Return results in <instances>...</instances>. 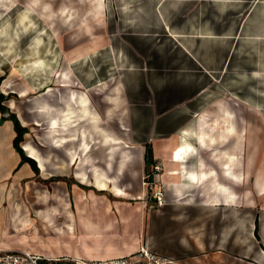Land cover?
<instances>
[{"label":"crops","instance_id":"obj_1","mask_svg":"<svg viewBox=\"0 0 264 264\" xmlns=\"http://www.w3.org/2000/svg\"><path fill=\"white\" fill-rule=\"evenodd\" d=\"M16 6L17 0H0V13H11ZM232 7H239L238 14L247 16L240 25L241 34L254 14L263 13L264 0H126V6L113 8L114 13L121 9L139 19L132 26L128 23L126 39L131 52L125 57L126 68L110 78L114 79L112 95L107 98L111 110L107 114L109 127L104 126L88 97L87 88L92 85L72 82L69 72L58 73V86H43L42 92L30 100V121L20 120L13 100L4 102L30 133L45 127L50 148L60 150L62 155L56 156L53 151L39 153L45 166L37 165L35 172L13 148L14 123L0 114L1 248L16 249L9 244L14 233L19 247L16 250L59 258L64 264L121 257L140 249H148L175 264H211L208 257L198 255L201 246L197 235L198 225L207 226L209 218L199 215L194 204L230 206L240 201L223 180L241 186L249 175L243 151L245 123L240 121L243 127L237 132L236 117L227 107L218 109L220 119L210 121L208 115H200L187 105L204 90L203 85L197 87L189 73L200 72L213 80L214 74L230 61L231 47L216 51L211 40L220 34L226 37L225 31L218 33L213 23H200L195 16L225 15L231 13ZM107 9L102 0L101 14ZM171 14L184 18L170 24L164 16ZM150 16L156 23H150ZM158 16L162 17L160 24ZM167 41L172 45L169 50L152 46ZM150 47L153 48L149 50ZM44 59L50 62V55ZM195 117L198 118L193 124ZM145 144L151 145L153 159L167 163L164 177L170 179V199L158 210L148 211L145 219L142 213L139 215L140 206L130 205V213L137 214L133 227L127 217L119 220V203L104 199L103 194L108 192L116 199L127 200V188L119 183L127 175L129 165L144 171ZM124 153L129 158L120 172ZM55 157L62 158L61 166L54 165ZM110 158L113 160L109 167ZM64 163H69L67 169L63 168ZM57 168L72 182L49 183L47 189L52 191V198L35 196L28 204L21 200L13 220L8 219L5 192L9 182L31 188L30 181L52 178L57 175L53 174ZM255 184L257 196L263 197L264 177L256 178ZM28 206L30 215L22 211ZM202 244L203 251H207V236Z\"/></svg>","mask_w":264,"mask_h":264},{"label":"rangeland","instance_id":"obj_2","mask_svg":"<svg viewBox=\"0 0 264 264\" xmlns=\"http://www.w3.org/2000/svg\"><path fill=\"white\" fill-rule=\"evenodd\" d=\"M105 5L108 9L106 13L101 14L102 0H17V6L11 13H0V90L4 87L6 100L15 102L20 120L30 121V115L27 113L31 106L30 100L47 85L58 86V73L69 72L72 82L78 84L82 81L86 82L85 85H92L87 88L88 97L101 116L104 126L109 127L110 118L107 114L111 110H108L107 98L112 95L110 89L114 79L110 78L126 68L125 57L131 52L126 39L128 23L132 26V22L137 21L139 16L128 15L121 9H118V13L113 12V8L126 6V0H104V7ZM239 10V7H232L231 13L225 15L195 16L200 23H213L218 33L225 31L226 37L220 34L211 40L216 51L223 50V46L225 50L231 47V58L220 72L214 74L213 80L200 72L189 73L197 87L203 85L204 90L193 96L187 105L197 109L200 115H208L210 121L220 119L218 109L227 107L236 117L237 132L243 127H240V121L243 120V151L246 171H249L244 185L241 186L231 185L228 180L221 179L232 187L240 203L230 206L220 203L214 206L194 204L199 208V215L206 214L209 218L207 226L203 223L198 225L197 235L201 246L198 255L204 259L208 257L207 260L211 264H256L255 261L264 264V196H257L254 189L256 178L264 177V11L254 14L240 34V25L244 24L247 16L244 13L238 14ZM164 17H167L170 24L184 18L175 14ZM149 20L150 23H156L151 16ZM158 20L160 24L162 17L158 16ZM152 46L169 50L172 45L167 41L163 45L154 43ZM151 48L153 47L149 50ZM45 55H50V62L46 63ZM40 58L43 61H36ZM38 62L41 66H37L38 70H32L31 67ZM95 77L98 78L94 79ZM5 85L9 88H5ZM24 91L25 95L22 96ZM86 100L89 103L87 97ZM97 112L94 111L96 115ZM197 118L191 120L193 124ZM27 132L20 145L26 150L25 154L37 160L36 165L40 166L39 168L45 162L40 154L46 155L47 152L53 151L52 154L56 156L62 155L60 150L50 148L45 127L36 133L31 131L33 134L28 128ZM231 146L232 144L225 149ZM128 158L127 153L122 155L120 172ZM61 159L55 157L54 165L61 166ZM108 160L110 167L113 159ZM154 160L155 167H149L150 174L153 173V179L150 181L142 167H137L136 172V169L129 165L127 175L121 178L119 183L127 188V200L116 199L108 192L103 194L104 199L119 203V220L123 221L127 217L133 227L137 214L130 213V205L140 206L139 215L142 213L145 219L148 211L160 208L156 204L155 195L163 194L164 204L170 199V179L164 177L167 163L164 164L162 159ZM103 161L104 159L100 160L101 165ZM69 163H64L63 168L67 169ZM42 169L45 170L44 167ZM55 171L53 174L57 175L52 178L30 181L33 185L31 188L23 184L26 181H22L21 187L9 182L11 185L5 192L7 218L13 220L12 216L17 211L16 205H20L21 200L28 204L32 197L36 198L35 196L41 198L48 195L52 198V191L50 190L49 194L47 189L49 183L72 182L71 177L64 175L59 168ZM139 194L140 198H135ZM29 210L28 206L23 207L22 211L30 215ZM11 225H14L13 222ZM131 231H134V228H131ZM12 234L9 244L18 249L14 233ZM204 236H207V251L202 249ZM204 252L207 253L206 256H203Z\"/></svg>","mask_w":264,"mask_h":264},{"label":"built area","instance_id":"obj_3","mask_svg":"<svg viewBox=\"0 0 264 264\" xmlns=\"http://www.w3.org/2000/svg\"><path fill=\"white\" fill-rule=\"evenodd\" d=\"M156 188V185L154 186ZM160 190V189H159ZM158 207L162 206L163 194L154 196ZM59 258L31 253L24 250H8L0 247V264H61ZM82 264H175L172 260L160 258L147 249L126 256L83 262Z\"/></svg>","mask_w":264,"mask_h":264},{"label":"trees","instance_id":"obj_4","mask_svg":"<svg viewBox=\"0 0 264 264\" xmlns=\"http://www.w3.org/2000/svg\"><path fill=\"white\" fill-rule=\"evenodd\" d=\"M7 119H9L10 121H12V123H14L13 128L15 131V137L13 140V148L20 155L21 161L29 163L31 168L35 172H37L38 168L36 162L25 154L23 148L20 145L21 142L23 141L24 134L27 132V129L21 125V123L19 122L18 118L14 113H9ZM144 162H145L144 172L146 176H148L150 181L151 179H153L152 177L153 173L150 174L149 167H155V163H156V160L153 159L152 147L150 144H145ZM60 261L63 263L61 259Z\"/></svg>","mask_w":264,"mask_h":264},{"label":"water","instance_id":"obj_5","mask_svg":"<svg viewBox=\"0 0 264 264\" xmlns=\"http://www.w3.org/2000/svg\"><path fill=\"white\" fill-rule=\"evenodd\" d=\"M6 95L0 90V114L4 117H8L10 111L9 107L4 105V102L6 101Z\"/></svg>","mask_w":264,"mask_h":264},{"label":"bare ground","instance_id":"obj_6","mask_svg":"<svg viewBox=\"0 0 264 264\" xmlns=\"http://www.w3.org/2000/svg\"><path fill=\"white\" fill-rule=\"evenodd\" d=\"M37 66H41L39 62L37 63V65H33V66L31 67V69H37ZM41 68H42V67H41ZM41 68H39V70H40ZM25 148H26V147H25ZM89 148H90V147H89ZM29 152H30V154H32V151H31V150H30Z\"/></svg>","mask_w":264,"mask_h":264},{"label":"snow or ice","instance_id":"obj_7","mask_svg":"<svg viewBox=\"0 0 264 264\" xmlns=\"http://www.w3.org/2000/svg\"><path fill=\"white\" fill-rule=\"evenodd\" d=\"M194 179V178H193Z\"/></svg>","mask_w":264,"mask_h":264}]
</instances>
